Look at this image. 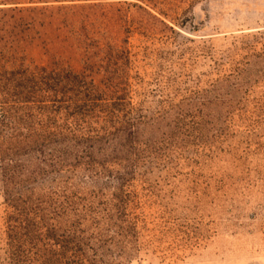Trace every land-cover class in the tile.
Listing matches in <instances>:
<instances>
[{
    "label": "trees",
    "instance_id": "1",
    "mask_svg": "<svg viewBox=\"0 0 264 264\" xmlns=\"http://www.w3.org/2000/svg\"><path fill=\"white\" fill-rule=\"evenodd\" d=\"M169 5L0 0V264L184 260L209 234L173 183L221 191L218 163L264 160V56L193 74L209 50Z\"/></svg>",
    "mask_w": 264,
    "mask_h": 264
},
{
    "label": "rangeland",
    "instance_id": "2",
    "mask_svg": "<svg viewBox=\"0 0 264 264\" xmlns=\"http://www.w3.org/2000/svg\"><path fill=\"white\" fill-rule=\"evenodd\" d=\"M169 6L180 10V20L189 18L186 26L175 25L183 37L193 40L185 45L209 50L208 56L192 62L193 74L203 76L221 57L245 55L247 45L264 56V0H170ZM243 166L247 170L241 174L229 158L217 164L214 169L227 170L228 175L227 188L221 191L213 182L204 193L188 180L173 183L169 208L200 220L197 235L208 233V238L176 261L163 260L153 245H147L133 264H264V160H249Z\"/></svg>",
    "mask_w": 264,
    "mask_h": 264
}]
</instances>
